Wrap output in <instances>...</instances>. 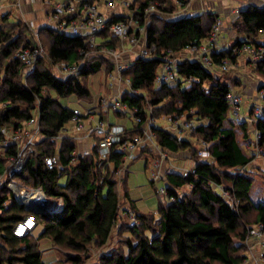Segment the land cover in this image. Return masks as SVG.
Wrapping results in <instances>:
<instances>
[{"label":"trees","instance_id":"trees-1","mask_svg":"<svg viewBox=\"0 0 264 264\" xmlns=\"http://www.w3.org/2000/svg\"><path fill=\"white\" fill-rule=\"evenodd\" d=\"M172 1L183 6L190 0H134L131 5L136 21L147 25L148 43L155 44L156 51L152 58L135 59L124 71L139 94L126 93L123 101L138 107L142 124L150 115L157 119L178 118L193 110L203 121L194 136L210 143V158L198 156L197 146L191 141L155 126L157 140L164 149L171 153L189 150L195 165L184 174H167L168 196L172 200L160 201L159 219L155 220V214L137 213L142 223L128 226L135 236L134 240L126 239L128 252L114 249L94 264H243L252 224L264 225V202L253 199L254 178L247 169L256 152L246 151L252 146L264 149V116L254 121L257 143L248 120L228 119L232 110L228 95L233 85H242L241 80L234 76L231 85L223 79L225 73L218 76L200 62L185 59L177 65L179 78L175 84L155 87L162 56L169 50L179 54L188 45L200 43L211 34L220 17L203 12L173 18L178 7ZM154 4L163 14H152L147 19L146 8ZM8 16L1 15L5 23L9 22ZM125 18L126 15H114L110 23ZM237 21L233 25L235 32L257 38L264 30V8L250 5L242 9ZM21 26L17 20L0 28V177L7 174L9 164L20 151L15 143L3 148V130L20 131L38 115L44 138L13 179L22 188H42L49 199L62 198L64 207L54 213L29 210L16 200L7 184L0 187V264H88L90 248L107 246L120 220L119 181L122 183L126 174L120 178L116 171L124 161L123 154L113 149L103 159L96 144L90 154L78 155L73 138L62 137L59 150L57 139L74 115V108L64 104L62 98L74 95L89 99L91 90L85 82L88 84L90 75L99 71L101 61L89 68L86 60L77 75L60 76L56 70L58 63L81 62L90 51L86 38L44 27L33 40H23ZM102 36L107 38L102 46H119L120 41L107 31ZM39 42L46 55L27 73L26 65L14 57L15 53ZM239 45L241 40L232 46ZM224 58L236 61L237 56L232 48L212 54L217 66ZM255 69L263 75L264 63ZM190 78L194 80L190 82ZM142 124L130 133L126 131L124 140L142 134ZM48 156L58 158L52 169L45 163ZM124 195H128L127 190ZM251 213H255L252 224L248 223ZM27 216L35 217L41 232L18 237L14 228ZM45 239L58 249L71 252L65 259L47 263L40 249L41 240Z\"/></svg>","mask_w":264,"mask_h":264},{"label":"built area","instance_id":"built-area-1","mask_svg":"<svg viewBox=\"0 0 264 264\" xmlns=\"http://www.w3.org/2000/svg\"><path fill=\"white\" fill-rule=\"evenodd\" d=\"M133 1L134 0H55L52 3V0H46L47 4L52 5V10L49 12L46 27L73 37H85L88 46L90 47V51L84 54V58L81 62L58 63L56 65L57 73L63 77L77 75L82 69L84 62L96 56L110 60L113 63V68L107 74L110 81L109 84L113 85L117 82L120 84L121 90L115 96L100 94L98 104L105 112L113 110L119 113H126L135 125H140L143 120L138 114V107H130L123 101V96L126 93L130 95L139 94V90L133 88L131 79L125 76L124 71L130 67L131 63L137 58H152L156 51V45L148 43L146 35L147 25H140L136 21L134 11L131 9ZM256 1L258 4L255 6L264 8V0ZM177 3L181 8L179 11H175V13L172 14L173 18L192 14L191 0L183 6L182 3L178 1ZM104 7L110 11L121 9L124 12V10L127 9L129 12L127 14L125 13L127 18L124 20L110 23V17L102 11ZM242 9L244 8L238 7L234 10L236 17H239ZM146 14L148 19L149 15H161L163 12L154 4L146 8ZM224 29L225 21L222 17H218L209 36L203 39L200 43L188 45L184 49L186 52L184 60L198 61L205 68L218 76H221L223 73L229 72L230 70L241 71L243 63L249 64L254 69L259 64L264 63V30H262L260 36L257 38H252L247 34H243L240 39L241 45L231 46L229 48H232L234 55L237 56L236 61L224 58L218 66L215 65L212 59V54L225 50L220 39ZM104 31H107L110 36L120 41V45L117 48L102 46L104 41H98V37L102 36ZM45 55L46 51L39 42L35 46L20 49L15 53L14 57L20 59L26 65L27 73H29L35 68L38 60ZM127 55L133 57H127ZM180 61V57L171 50L162 56V62L155 77V87H160L163 84L173 85L176 83L179 78L177 65ZM193 80V78H190L189 81L191 82ZM260 84L264 83L261 82ZM259 86L261 87L262 85ZM260 93L264 96V89L261 88ZM228 99L232 105L231 112L238 114L243 97L241 94L231 89ZM253 112L256 116L255 119L264 115V110L259 106L253 108ZM186 114L192 115L189 116ZM91 115L92 113L89 110L83 111L79 108H75L74 115L71 121L66 125L65 130L73 129V131H81L91 122ZM167 120L168 126L165 128L167 132L176 135L179 138H184L187 135L193 136L194 141L197 144L198 156L204 159L210 158V152L208 149L210 143L194 136L203 121L198 118L193 110L190 112H184L182 116L178 118L168 116ZM157 122V118L150 115L147 121L141 126L142 134L140 136L124 140L126 128L123 125L111 124L103 118H97L95 119L94 125H91L88 129V133L94 134L99 138L97 144L98 153L101 158H108L113 149L123 154L124 161L116 171V174L119 177H123L128 168V163L141 155L143 148L146 146L153 147L154 150H157L160 153L161 160L170 159L171 155L169 151L164 149L157 140L154 131ZM3 132L5 133V138L2 140L3 148L15 143L19 145L20 151L17 158L12 159L9 164L7 174L0 177V187L7 184L16 196L14 186L19 183L13 179V176L23 170V167L29 158V154L35 150V135L40 133L39 116L35 115L31 118L27 122V127L20 131L8 132L7 130H3ZM257 148L259 147L257 146ZM256 152L258 154L261 150H257ZM57 162L58 158L56 156H48L45 159L46 166L50 169L54 168L57 165ZM147 171L152 182L164 180L161 163L158 160L151 162ZM9 178L10 180L7 181ZM19 185L22 188L21 184ZM38 189L24 190H27L29 191V194H32L39 192ZM157 191L164 197V199L172 200V198L168 196L166 184L158 188ZM39 195L42 197L41 192H39ZM225 196H228L227 192H225ZM54 201L55 203L61 204L62 199L60 198L59 201L55 199ZM25 203L27 202L25 201ZM5 208H8V203H5ZM57 210L58 208L52 210V213ZM126 212L129 216V226L135 227L139 225L137 212L133 209H128ZM37 225L35 217L27 216L16 224L14 234L18 237L31 235ZM254 238L264 254L263 224H257V226L250 229L249 237L246 240V244L250 250L252 249ZM262 261L264 262V259H262Z\"/></svg>","mask_w":264,"mask_h":264},{"label":"rangeland","instance_id":"rangeland-1","mask_svg":"<svg viewBox=\"0 0 264 264\" xmlns=\"http://www.w3.org/2000/svg\"><path fill=\"white\" fill-rule=\"evenodd\" d=\"M55 0H52V3ZM192 4L194 3L195 0H191ZM173 4L176 5V8L178 7V3L177 1H172ZM176 2V3H174ZM33 7L34 9H39L40 11H42V13L44 14L46 11L49 12L52 10V5L51 4H47L46 0H35L33 2ZM31 9V8H30ZM29 7L26 6V3H22L21 0H0V28H3L5 26L3 19L1 18V15L4 14L6 11H8V14H11L12 17L9 20V22L7 23V25H10V23L17 21L18 19L21 21L22 26H21V32H22V38L23 40H33L39 33V30L44 29L45 26L38 27L35 23V20L33 18H31L32 15H30L29 11H30ZM124 12L127 14L129 11L127 9L124 10ZM6 14V13H5ZM47 14V16H48ZM35 17V16H34ZM36 19V17H35ZM48 19V18H47ZM224 21L226 24H228L229 22L226 20V18H224ZM230 19V18H229ZM238 17L235 20H231L230 23H232V25H236L238 23ZM34 23V24H32ZM47 23V22H46ZM35 27H33V26ZM40 28V29H39ZM236 30V27L234 29ZM243 32H236L235 36L231 35L229 33L228 30L224 29L222 34H221V41L224 42L225 45L228 44H233L234 42H236L237 40H240L243 36ZM42 42H44V40L41 38ZM98 41H100V38H98ZM100 63V59L98 56L93 57L91 59H89V68H95L98 64ZM96 76L100 77L103 80V83L105 81L104 76L102 75V72L100 73H96L93 74V76L90 77V80H88V84L87 82L86 85L89 86L90 90H91V97L87 100H93V99H98V97L100 96V94H104L103 90H99V87L97 85V81H95L94 79H96ZM235 76V71L234 70H230L229 72L223 74V79H228L231 80L233 79ZM241 78H243L244 83H246V78H244V76H241ZM259 83L263 82L264 83V74L259 76ZM102 85V84H101ZM103 86V85H102ZM253 87H248L245 89V94H243V101L241 103V113L245 114L247 116H249V118L251 117V119H253V121H249V127L251 129V131L253 130L254 127V118H256L254 112L249 111L251 106L253 105V108H255L256 106L261 107L264 110V96L260 93V90L256 89L255 93L253 94ZM100 92V93H99ZM253 94V95H252ZM62 102L63 103H69L71 104L73 107H78L81 110H84L87 102L86 101H81L78 102L74 97L69 98H62ZM249 112H251V115H249ZM110 122L112 124H117V123H127V124H131V119L129 118V116L127 117H123V116H119L117 115L115 112L111 111L110 112ZM167 121L164 119V117L158 118V122H157V126L158 127H164L165 125H167ZM64 132V131H63ZM136 136V135H134ZM257 143L256 139L254 141V143ZM253 143V144H254ZM253 148L251 149H247L246 151L253 152L255 150V152L257 150H261L260 153L255 155V159L247 166L248 169V173L250 175H252V177L254 178V184L252 187V197L256 202H264V149L259 147L257 148L256 146H252ZM35 149V147H34ZM185 150H181L179 151V153L184 152ZM187 151V150H186ZM189 152V150H188ZM177 154V153H176ZM176 154H174L173 156H175ZM31 154H29L30 156ZM175 157H173L174 159ZM155 160V159H154ZM180 160L175 161V163H180ZM183 163V162H182ZM128 168H127V177L126 175L124 177H126V179H124L122 181V183H120L119 181V186L121 188L120 191V205H121V210H120V220L118 222V226L114 229L112 237L109 241V243L107 244V246L103 247V248H97V247H91L90 248V259L88 260V264H94L96 262L99 261L100 256H102L104 253H110V251L117 249V248H122V250L126 253L128 252V247L126 245V239H131L134 240L135 236L132 234L130 227H128L129 225V216L128 213L125 212L127 211L126 206H130L131 203L129 201L126 200V198L128 197V195H124L125 191L127 190L129 192V198L130 200L133 202V204L135 205V207L138 209V211L140 213H147V212H153L155 210L158 209L159 207V203L160 201H162L164 199V197L158 193V188H160L161 186L165 185V182L163 180L159 181V182H152L149 175H148V171L146 169V159L145 156H139L138 158H136L135 160H132L128 163ZM121 178V177H120ZM14 188L17 189V191H24V189L27 188H21L19 185L14 186ZM184 189H187L184 188ZM14 193V192H13ZM15 196V193H14ZM16 198V196H15ZM18 199L23 201L19 196ZM17 200V199H16ZM18 201V200H17ZM165 202V201H164ZM27 208V207H26ZM38 210V211H42V209L40 207H34L31 208L29 210ZM150 214V213H148ZM153 214V213H152ZM157 219V215H155V220ZM255 221V213H251L248 217V223L252 224ZM142 223L141 219H139V225ZM253 226L251 228H254L255 226H257V224H252ZM41 232V227L37 226L36 229L34 230V234L39 235V233ZM237 240V239H236ZM255 241V238H254ZM253 241V242H254ZM46 243V239L45 240H41L40 243V249L42 250V254H43V259L45 262L47 263H53L55 260H62L66 258L67 253L71 252V251H66L64 249H58L56 246L52 245V247L50 246H45ZM253 246V245H252ZM247 260L253 257V253L252 251L249 249V247H247ZM260 250L255 251V256L259 257L261 259V263L260 264H264V262L262 261V259H264V254L262 252V249L259 248ZM257 252L259 254H257ZM246 260V261H247ZM244 262L243 264H249L248 261ZM250 264H254V263H250Z\"/></svg>","mask_w":264,"mask_h":264},{"label":"crops","instance_id":"crops-1","mask_svg":"<svg viewBox=\"0 0 264 264\" xmlns=\"http://www.w3.org/2000/svg\"><path fill=\"white\" fill-rule=\"evenodd\" d=\"M34 1L35 0H21L22 3H26V6L29 7V9L31 8L30 11H29L30 15H32L31 18H33L35 20V23H36V25L38 27L42 28L43 26H45L46 22L48 21V19H47L48 18V16H47L48 11H46L43 14L42 11H40L38 8L34 9V7H33V5H34L33 2ZM257 4L258 3H257L256 0H195L194 3L192 4L191 11H192L193 15L194 14L197 15V14H200V13H203V12H211V13L218 14L222 18L223 17L226 18V20L229 23L228 24L225 23V29L228 30L231 35L235 36L236 32L233 29L232 23H230L231 20H235L237 18L235 16V14H234V10L236 8H238V7L245 8V7H248L250 5H257ZM180 8L181 7L178 6V9L176 10V12L179 11ZM102 11L104 13H106L107 16H109V17H112L114 15H125V12H123L121 9H115L113 11H110L106 7H104L102 9ZM5 13H8V11H6ZM34 16L36 17V19H35ZM11 17H12V15L9 14L8 20H10ZM4 24H5L4 27L9 26L5 22H4ZM32 24H34V23H32ZM33 27H35V26H33ZM98 38H100V42H103V41L105 42L107 40V38H104L103 36H99ZM221 43H222V46L225 49H229L235 42L233 44H228V45H225L224 42H222V41H221ZM185 54H186V52L183 51V52L177 54V56L180 57V60L182 61V60H184ZM129 56L131 58L133 57L131 55H127V57H129ZM100 61H101V66H100L99 71H97L95 73H92L90 75V77L93 76V74L102 72V75L104 76V79H105L104 83H103V80L99 76L98 77L96 76V79H94L95 81H97V85L99 87V90L100 91L103 90L104 94H106L107 96H115L121 90V86L117 82L114 83L113 85H110L109 84L110 81H109V79L107 77L108 72L113 68V63L110 60L106 59V58L100 59ZM235 76L238 77L239 80H241L242 85L241 86L233 85L232 86V90H234L235 92L241 94V96H243V94H245L243 92H245V89L248 88V87H253V89H254L253 90V94L255 93L256 89H258V90H260L261 88L264 89V84H260L259 83L260 82L259 81V76H261V75H259L257 73L256 69H254L253 67H251L247 63H243V68L241 69V71H235ZM241 76H244V78H246V83H244L243 78H241ZM90 77H89V80H90ZM224 80L227 81V82H230V84L232 85V79L231 80L224 79ZM259 85H262V86L260 87ZM71 97H74L78 102H81V101H86L87 102V105H86V107H85V109L83 111L89 110L92 113L91 122L89 124H87L86 127L84 129H82L81 131H73V129L64 130V132H62L60 137L57 139V149L59 150V148L61 146L62 137L70 136L71 138H73V140L75 141V143L77 145V148H76V151H75L76 154H78V155L90 154L93 151L95 145L97 144V138L95 137L94 134H89L88 133V129L90 128L91 125H94L95 119H97V118H103V119H105V120L110 122V112L113 111V110L105 113V111L98 104V100H99L100 96L98 97L97 101H96V99H93V100L80 99V98H77L74 95L67 97L68 100ZM64 104H67V103H64ZM67 105H70L71 107H73L69 103ZM73 108L75 109V108H78V107H73ZM252 109H253V105L251 106L249 111H252ZM113 112H115L119 116H123V117L129 116L126 113H119V112H116V111H113ZM186 115H188V114H186ZM249 115H251V112H249ZM164 119L168 122L167 116H165ZM228 119L233 121V122H238L239 120H248L250 122L253 121V119H251V117L249 118V116L241 113V107H240V110H239L238 114L230 112V114L228 116ZM117 124L123 125L126 128V131H128V132L129 131H133V130L136 129V125L133 123L132 119H131V124H127V123H125V124L117 123ZM167 126H168V123L164 127H159V128H162V129L165 130V128ZM26 127H27V125H26ZM251 132H252L253 140L255 141V139H256V141H257L258 133H257V130L255 129V125H254L253 130ZM140 135L137 134V136H134V137H138ZM43 138H44V136L41 133L36 134L35 135V140H36L35 145L37 143L41 142L43 140ZM184 139L191 141L193 146H197V144L194 141V137L193 136L187 135V136L184 137ZM247 149H251V148L247 147ZM169 153L171 155L169 160H161L160 153L157 150H154L153 147L146 146V147L143 148V150L141 152V155H140V156H145L146 169L148 168L150 163L155 161V160H158L161 163L163 176H164V180L163 181L165 182V184H166V176H167L168 173L184 174L185 172L190 170L195 165V161H194V159H193V157L191 155V152L190 151L188 152V150L187 151L185 150L184 152L177 153V154L176 153H171V152H169ZM174 154H176V155L173 156ZM173 157H175V158L173 159ZM176 159L180 160L181 162L176 164L175 163ZM127 171L128 170H126V173H125L126 177H127ZM126 177H125V179H126ZM36 189H38V188H36ZM55 199L57 201H59L60 198L50 199V205H49V209H48V211H50V212H52V210H54L56 208H58V210L56 212H60V211L63 210V207H64L63 199L61 198L62 199L61 204L55 203V201H54ZM126 200L129 201L131 203V205L130 206H126V208H124V209H127V210L128 209H133L137 213H140L138 211V209L135 207V205L133 204V202L130 200L129 192H128V197L126 198ZM148 213H150V214L153 213V214L157 215V219L160 218V215L158 213V209L153 211V212L150 211V212L141 213V214H148ZM46 243L47 244L45 246L52 247V244H50L51 242H49V240L46 241ZM259 248L260 247L258 246L256 241H254L252 249H251V251L253 253V257L247 260L249 264L251 262L254 263V264H260L261 263L260 262L261 259L259 257L255 256V251L260 250ZM257 254H259V253L257 252ZM261 254H262V252H261Z\"/></svg>","mask_w":264,"mask_h":264},{"label":"water","instance_id":"water-1","mask_svg":"<svg viewBox=\"0 0 264 264\" xmlns=\"http://www.w3.org/2000/svg\"><path fill=\"white\" fill-rule=\"evenodd\" d=\"M38 190H39V192L42 193V197H40L41 200L33 201L31 205L25 203V201L19 200L18 197H16V199L20 203L25 204V206L27 207V209H31V208H34L36 206V207H40L42 209V211H48L49 205H50V199L46 196V194L44 193V190L42 188H39Z\"/></svg>","mask_w":264,"mask_h":264},{"label":"bare ground","instance_id":"bare-ground-1","mask_svg":"<svg viewBox=\"0 0 264 264\" xmlns=\"http://www.w3.org/2000/svg\"><path fill=\"white\" fill-rule=\"evenodd\" d=\"M106 113V112H105ZM146 121V120H145ZM129 166V165H128ZM16 185H19V184H16ZM15 185V186H16ZM20 186V185H19ZM15 191H16V196L18 197H20L23 201H26L27 203H29L30 205H31V203L33 202V201H36V200H41L40 199V195H39V192H35V193H32V194H29V191H22V193H21V191H17V189L15 188Z\"/></svg>","mask_w":264,"mask_h":264}]
</instances>
